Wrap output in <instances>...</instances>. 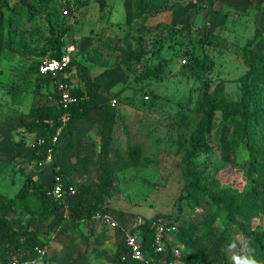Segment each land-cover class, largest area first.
I'll use <instances>...</instances> for the list:
<instances>
[{"label": "rangeland", "instance_id": "rangeland-1", "mask_svg": "<svg viewBox=\"0 0 264 264\" xmlns=\"http://www.w3.org/2000/svg\"><path fill=\"white\" fill-rule=\"evenodd\" d=\"M68 1L12 0L0 12V218L14 230L26 228L30 215L23 216L24 210L15 201L26 179L51 187L44 168L35 164L40 129L30 130L41 123L31 113L42 107L55 110L45 97L51 94L50 84L38 76L37 69L52 54V37L67 34V44L76 46L72 69L77 70L79 83L92 63L106 57L129 63L132 103L119 101L117 109L109 108L112 114L121 113L115 130L119 138L112 152L110 192L102 188L97 164H87L91 168L79 174L67 172L72 164L57 165L66 170L68 182L78 178L79 197L73 206L85 210L82 218L109 212L121 230L75 222L69 210L53 211L49 219L39 218L29 228L39 233L40 245L48 247L45 259L49 264H114L124 238L122 228L132 231L139 222L160 218L180 227L182 243L174 235L168 245H178L186 253L189 250L183 240L192 238L218 256L213 264H252L256 260L252 232L264 231V215H253L245 208L244 198L234 197H244L264 183V120L253 132L246 128L249 114L264 117V54L253 53L264 51V25L246 18L244 26L234 27L230 21L227 28L222 17L219 26L225 25L228 31L224 28L215 35L202 10L195 17L191 36L197 42L212 34L213 43L188 45L191 38L184 39L174 31L178 24L150 25L153 14L168 11L166 3L179 0H121L126 10L115 9L119 0H70L72 16L65 17L63 8ZM242 9L237 11L243 14L234 13L233 19L245 16ZM115 12L116 23L110 25ZM121 17L124 22L118 24ZM243 27L245 34L241 33ZM187 51H193L196 60L190 62ZM247 62L253 63V71ZM249 71L251 76L245 82L242 79ZM207 83L215 97L213 123L207 149L194 166L205 187L232 202L234 222L222 206L200 192L194 191L187 199L190 180L184 160L192 133L204 117ZM17 143H21L23 155L15 158ZM131 147L141 150L138 164H127ZM6 201L14 204L3 216ZM224 234L227 242L220 246Z\"/></svg>", "mask_w": 264, "mask_h": 264}, {"label": "trees", "instance_id": "trees-1", "mask_svg": "<svg viewBox=\"0 0 264 264\" xmlns=\"http://www.w3.org/2000/svg\"><path fill=\"white\" fill-rule=\"evenodd\" d=\"M5 4L6 3L4 2L0 4V12ZM197 6L199 10L203 9V6L201 4L197 3ZM174 31H176L175 33L177 35H181L184 39L191 38L188 45H195V44L208 45L213 43V40L211 39L212 34H208L205 37L201 38L199 41L197 40V42L196 41L194 42L191 36L193 31L191 25L185 27L177 25L175 26ZM66 36L67 34H64L63 36L52 37V39L49 41L52 47V51H51L52 54L49 57L61 58L64 55V48H65L64 40ZM254 40H256V38L249 41L247 43L248 44L247 47L252 46ZM253 53L255 55H258L260 53L264 54V51L253 50ZM186 56L190 62L196 60L193 51L192 53L190 51H187ZM73 59L74 58L71 59V65L68 71L71 69L73 65H76L75 64L76 62ZM121 63L127 70H129V66H128L129 63L127 61L121 60ZM247 65L252 67L251 71L254 70V66L252 62H247ZM79 69L81 73L82 68L79 67ZM251 71H249L247 76H245L242 80L248 82V79L251 76ZM82 76L83 78L81 79V81L84 82L85 84V91H83L82 89L73 91L75 95L81 98V102L79 105L73 108L72 121L69 123L68 127L64 130L63 134L59 139V143L55 150L56 155H59L60 150L64 148L65 146L64 141L68 139L69 136L71 135L72 129L78 117L80 115L87 114L91 109L98 107V100H97L98 98L97 95L99 93L98 85L92 80L90 73L83 72ZM50 81L54 82L55 80L49 78L48 82ZM248 88L249 86H246V90ZM211 89H212L211 84L207 83L205 85V90H204V99L206 103L204 117L201 120V122L197 125L195 131L192 133L189 143L190 147L188 148V151L185 155V160H184V163L186 164L185 174L187 179L190 180V183L187 185V192H188L187 199L192 198V193L194 191L200 192L201 194L207 196L209 201L214 205L222 206L228 212L230 219L234 222L235 209L233 208L232 202L231 201L229 202V200L225 196H221V197L217 196L209 189V187H205L203 184V178L200 171H198L194 166L195 161L207 149L206 144L208 143V136L212 128L213 113L215 109V97H214V93L211 92ZM243 97L247 99L245 96ZM111 107L114 108L112 105ZM31 114L34 116L37 122L39 121L41 123V126H35L34 128H32L30 130L31 133L32 132L34 133L40 129L39 131H45V133L43 134L44 136L42 137H46L48 139V143L45 144L44 146H40L37 144L38 160L40 163H43L46 159L47 151L51 145L50 138L56 134L60 126L58 122L60 112L56 110L52 111L50 107H42L38 110L36 109L32 110ZM49 120L54 121V124L52 126L47 124V121ZM263 120L264 117L259 114H249L247 117V121L249 123L247 124L246 128H248V131L253 132L255 131L256 127L259 124H261V121ZM112 123L114 124L113 121ZM113 124H108L105 127L106 132L104 133L103 136V147L101 152L97 155L99 157L98 162H95L98 165V169H100L101 171L102 188L104 190H108L109 192L113 186L112 174L114 171V169L111 166V164H113L112 161V144L114 139ZM69 145L71 147H74L73 148L74 150L76 149L78 150V145L76 144L74 139L71 141ZM14 147L16 151L15 158L22 156L23 154L21 152L22 151L21 143L15 144ZM140 155H141V150L131 147L128 150V154L126 156V159L127 158L129 159V163L127 162V164H138ZM92 156H96V155L92 154ZM96 164H92V165H96ZM86 165H87L86 163L73 164L67 170V172L76 173L82 169L89 170L91 167ZM54 167H55V172H54L55 175H61L65 177L64 173H66V171L65 172L61 171L57 167V165H55ZM50 190L51 187L45 188L42 184H39L36 181H34L33 178L28 177L26 179V183L22 191L15 199V201H18L20 203L21 209L24 210L23 216L30 215L28 226L23 229L18 228V230H14L8 224H5L4 220L0 218V260L2 261V264H7V262L10 260L8 259V257L10 256H13L12 259L17 258L23 261L24 260L34 261V263L32 264H49L47 259H40L35 253L36 246H42V245H40L39 239L37 237L39 233L30 231L29 228L30 225L35 224L39 218L46 220L49 219V217H51L53 211H56L58 209L63 210L64 207L62 204L55 203L53 200H51L49 196ZM78 196H79V190H78ZM234 198L235 199L244 198L247 203V205H245V208L246 207H247L246 209L250 208V211L253 212L252 213L253 215H260V216L264 215V183H260V185L254 188V190L245 193L244 197L238 195V197L236 196ZM11 204H14V202L6 201L2 205L1 212L3 216L11 212V207H10ZM74 205L76 204L74 203ZM84 211L85 210L81 206H77V208H75V206H73L72 204L69 209V214L72 220H74L75 222H80L83 219H93L92 215L89 214H86L87 218H82ZM120 216L121 217L119 218L122 219L123 218L122 214H120ZM132 232L138 236V239L145 250L146 256L150 258H156L157 261L156 264H163L164 255H156L153 250V244L155 241V230L152 229V222H147V221L142 222V225L134 228ZM179 234H180V227L176 235L178 238V242L181 244L182 240L180 239ZM252 236H253V245L255 249L254 256L255 259L257 260V261L255 260L254 262L256 264H264V231L252 232ZM183 241H184V245L188 248L189 251L186 253L183 252V257L180 260V264H213L214 260L218 258V256L211 254L210 250H208L207 247L202 248L200 241L196 242L192 238H188L187 240L184 239ZM226 242H227V238L224 234L219 242L220 244L218 245L222 246ZM172 249L173 246L168 245L169 257L167 264L176 263L177 259L174 257L172 253ZM127 252L128 249L126 247L125 239L123 238V242L119 246L116 252L114 264H140L139 262L133 261L131 259L123 261V257L127 255Z\"/></svg>", "mask_w": 264, "mask_h": 264}, {"label": "crops", "instance_id": "crops-1", "mask_svg": "<svg viewBox=\"0 0 264 264\" xmlns=\"http://www.w3.org/2000/svg\"><path fill=\"white\" fill-rule=\"evenodd\" d=\"M189 1L190 2L183 3L181 2V0H179L175 4L166 3L168 7V11L162 10L160 12L153 14L151 16L150 25H159L160 23H165V24H173V25L178 24L179 26H182V27H185L188 25L192 26L194 25L196 15L199 17L201 15L200 11L202 10H204L203 12L205 13V17L203 16V18L205 19L208 18L210 27L214 31L215 35H218L217 33L220 32V30L222 31L224 28H225V32H227L228 22L230 21L234 22V27L236 26L238 27L239 25L244 26V23H245L244 19L246 18L250 20L252 24L256 25L257 23H260L261 25H264V0H189ZM2 2L4 1L2 0ZM4 3L7 4L9 2H4ZM197 3L203 6L202 10H199ZM125 7L126 6L121 3V0H119L116 3L115 9H119V8L125 9ZM241 9H242V12L245 13V16L243 17L236 16L233 19L232 14L239 13L237 10H241ZM230 10H233L234 12H230ZM255 11H257L258 14L252 15V13ZM248 13L250 14L247 17ZM114 14L115 16L113 20L109 22L110 25H113L116 23L114 19L116 18V15L118 14L117 12H115ZM239 14H243V13H239ZM252 16H255V17L252 18ZM222 17L225 19L223 20L226 21L227 23L226 24L227 28L224 27L225 25L222 28L219 26L220 25L219 23L222 22ZM124 18L123 17L119 18V20H117V23L121 24L122 22H124ZM262 30H264V27L262 28ZM245 32H246V27H243V29H241V33L245 34ZM64 42H65L64 53H66L68 49H72L71 50L72 51L71 59H72L73 57L76 56V46L73 43L67 44L65 40ZM72 68L73 66L71 67L69 71H67L60 77V80H63L66 83H68L72 87L73 91L74 90L77 91L81 89L85 91L84 82L80 81L79 83V80L75 79V77H77L75 76L77 70L72 69ZM88 69H89V73L91 75L92 80L99 87V93L97 95L98 107L91 109L87 114L80 115L78 117L72 129L71 135L69 136L68 139L64 141V144H65L64 148H62L60 150V154L56 156V163L54 165L53 164H46V165L44 164L42 166L39 165L40 168L41 167L44 168L47 174V179L52 181L51 188H52L53 180L55 176V173H54L55 165H58V164H72L73 165V164H85V163L86 164H96L95 162H98L99 157L97 155L101 152L102 147H103V136H104V133L106 132L105 127L108 124H113L112 121L114 122L113 124L114 126L112 125L114 129V139H113V144H112V152H113L114 142H116L117 139L119 138L118 134L115 133V130L118 127L117 124H119L121 120V113H119L118 110H117V113L115 114L109 113V108L111 107L110 104L114 98L117 99L118 101H125L126 103L132 102L129 99L132 91L128 88L129 81L131 80L130 74L128 73V70H126V68L122 65L121 60L119 58L106 57L97 63H92V65L89 66ZM124 71L127 74H125ZM37 74H38V71H37ZM39 77L44 80H49V78H44L41 76ZM49 84H50L49 89H50L51 94H48L45 97L47 99V102H49V105L54 106L55 110L60 112V109L58 106V92H57V85H56L57 82L50 81ZM117 107H119V105ZM114 108L117 109L116 107ZM44 133L45 131H39L38 137L41 138L42 136H44L43 135ZM73 139L78 145V150L77 149L74 150L73 149L74 147H71L69 145ZM30 141H33V140H30ZM25 151H26V147H25ZM92 154H95L96 156H92ZM35 164H41V163L39 162V160H37V162L35 161ZM79 172H81V170L76 173L79 174ZM76 178H74V181L77 183L78 178L77 179ZM75 182H72V184L69 182V184L74 185L78 188ZM78 197L79 196L68 197L65 201V203L67 204V210L65 209L64 206H63L64 207L63 210L68 211L70 209V206L76 202L75 199ZM94 217L95 216H93V219H83L81 223L82 224L84 223L92 224L93 223L96 227V225H98L99 222H96ZM113 218L116 220L115 217ZM120 229H118V231ZM122 229H123L122 231L127 230L125 228H122Z\"/></svg>", "mask_w": 264, "mask_h": 264}, {"label": "built area", "instance_id": "built-area-1", "mask_svg": "<svg viewBox=\"0 0 264 264\" xmlns=\"http://www.w3.org/2000/svg\"><path fill=\"white\" fill-rule=\"evenodd\" d=\"M4 2H10L12 0H3ZM2 0H0L1 4ZM73 5L69 0L63 8V15L65 17L72 16ZM68 49L66 53L61 58H51L45 57L41 61L38 67V74L44 78H52L57 82V92H58V106L60 109V115L58 122L60 124L56 134L50 138V147L46 154V159L43 163L39 165L55 164L56 163V153L55 150L59 143V139L63 134L64 130L68 127L69 123L73 118V108L80 104L81 98L73 93L72 87L60 77L68 71L71 65V51ZM186 61H184V64ZM146 99L149 100V97ZM113 107L119 105L117 99H113L111 102ZM47 124L52 126L54 124L53 120L47 121ZM48 143L46 137H41L37 144L44 146ZM51 200L55 203L62 204L67 210V204L65 203L68 197L78 196V188L74 185L69 184V182L61 175H55L53 180L52 188L49 192ZM96 222H99L103 227L111 230H118L120 228L118 222L113 218L108 212L97 214L94 217ZM142 222H139L137 226H141ZM152 229L155 230V241L153 244V250L156 255H164L163 264L168 263V243L169 239L176 235L179 231V225L175 221L166 220L160 218L159 220L152 222ZM124 239L126 247L128 249L127 255L123 257V261L133 260L139 262L140 264H156V258L147 257L145 250L140 243L138 236L135 235L131 230H124ZM47 246H36L35 253L40 259H45L48 254ZM174 257L177 259L175 264H180V260L183 257V250L180 246L174 245L172 249ZM34 261L21 260V259H10L7 264H32ZM241 264H246L241 262ZM252 264H256L253 262Z\"/></svg>", "mask_w": 264, "mask_h": 264}]
</instances>
